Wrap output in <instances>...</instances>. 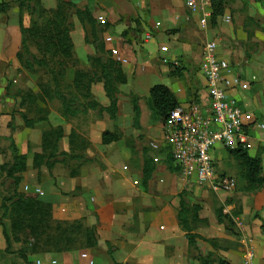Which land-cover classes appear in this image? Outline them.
Masks as SVG:
<instances>
[{"label": "crops", "instance_id": "0c3cea01", "mask_svg": "<svg viewBox=\"0 0 264 264\" xmlns=\"http://www.w3.org/2000/svg\"><path fill=\"white\" fill-rule=\"evenodd\" d=\"M230 7L228 4L225 15L214 25L209 5L201 12L192 13L186 6V0H102L105 17L113 25L110 32L117 37H113L112 44L115 48L119 47V50L113 49L112 53L116 50L120 57L123 56L120 35L132 30L127 29V23H121L123 17L130 14L137 18L143 12L147 17L144 26L146 34H152V39L142 45L143 50H139L137 43H133V48L130 41H126L130 49L138 52V66H149L146 68L148 73L142 74L141 80L147 79L152 82V86H146L138 95L135 94L137 97L150 98L151 90L162 85L173 92L179 106L203 107L208 94L199 68L204 48L210 43L205 41L215 40L219 58L230 63L234 72L250 85L247 91H231V96L252 116L250 123L255 122L250 129L252 141L248 152L253 157L261 158L264 176V130L258 125L261 120L264 121V0H239L233 7L235 12ZM226 17L230 18L229 22L225 21ZM21 18L24 16L20 10L12 8L9 17L0 26V95L1 86L3 91L6 87V74L9 73L10 79L20 66L17 57L22 49ZM210 21L212 26H208ZM164 48L167 51H163ZM114 57L118 59V56ZM152 58H156V65L151 64ZM125 60V65L135 68V59L127 57ZM167 63L178 72L183 71L181 74L184 75L178 74V77L173 76L174 79L168 77L170 73L160 75L158 64L165 68ZM191 74L198 78L193 84ZM181 79L185 80L188 87ZM139 106L141 127L148 128L144 127L148 118H145L147 109L142 103ZM118 119V126L125 132L142 130L135 129L132 98L118 97ZM149 119V128L160 131V137L158 142L149 139L150 145L142 150L137 171L127 160L128 155L120 152L110 155L102 153L98 167L91 171L84 170L72 181L58 179L56 187L50 186L49 190L45 187L46 192L34 185L26 186L40 200L46 198L43 202L52 206V219L83 222L86 229L96 236V245L85 248V252L57 254L61 264H87V260L82 259L83 253L88 254L95 264H202L201 254L208 253L229 264H264V189L253 192L245 190L243 196L247 200L244 205L243 201L240 203V216L234 218L231 215L238 203L231 198L228 204H223L224 207L215 213V219L208 221L202 216L201 205L192 206L186 200L187 191H195L197 197L213 195L223 199L233 197L238 188L230 193H215L209 188H202L186 178L175 162L179 171L172 172L167 163L168 158L173 159L171 147L165 139L167 119L154 106L153 111L149 112ZM106 132L111 131H102L96 142L90 139L91 144L99 145L102 151L110 150L118 143L104 144L103 135ZM83 142L86 143L84 149L88 150L89 143ZM146 150L148 152L145 154ZM230 152L217 147L213 158L218 173L234 178L238 186L241 174L237 166L239 161ZM146 157L155 166L153 177L147 185L144 183ZM69 186L77 189V193L63 196L62 191L66 192ZM36 190L43 194H38ZM182 198L191 210L190 225L193 234L198 236L199 250L192 247L181 225ZM256 198L261 202H257ZM220 210L224 223L218 219ZM228 221L234 224L233 230L227 228Z\"/></svg>", "mask_w": 264, "mask_h": 264}, {"label": "rangeland", "instance_id": "374dc122", "mask_svg": "<svg viewBox=\"0 0 264 264\" xmlns=\"http://www.w3.org/2000/svg\"><path fill=\"white\" fill-rule=\"evenodd\" d=\"M25 1L26 4L21 10L19 0H0V4L5 2L11 6L5 15L0 14V26L9 17L12 8L20 10L24 16L21 20L27 30L26 37L30 51L45 64L36 66L34 70H28L24 63L18 60L20 66L13 72L10 79H8L9 73L6 74L7 81L4 91L3 85L1 86L0 264H51L54 260H58L61 264L57 254L85 252L87 250L85 248H90L88 244L91 236L87 235L88 230L83 222L70 223L67 220L61 222L52 218L48 219L44 233L39 232L37 236L35 229L14 231L12 228L13 215L6 216L4 208L5 204L7 207L14 208L18 201V198L14 196V182L4 169L5 165L14 162L13 141L19 148L20 154L25 157L27 164V171L23 174L26 181L21 183L18 193L22 196H37L35 192L27 190L26 186L34 185L46 192L50 186L56 187L58 179L72 181L84 170L91 171L92 168L98 167L102 153L105 155L114 152L126 154L128 155L127 160L131 161V167L138 169L137 164L141 161L142 150L149 147V139L159 141L160 131L156 132L149 128L151 124L149 112L153 111V106L151 99L147 96L138 97V99L139 103L144 104L147 109L145 118H148L145 120L144 127L148 128H143L140 132L135 130L125 132L118 126L119 119L112 118L111 102L107 96L106 81L103 76L106 71L104 67L108 65L109 59L115 60L113 49L119 50V47L115 48L114 44L107 41L115 34L110 32L113 25L109 18L105 17L102 0H64L61 8L60 0ZM238 1L229 0L231 11L235 12L233 7ZM142 14H139L141 16L138 15L137 18L128 14L121 20V23L128 24L127 29L132 30L126 32L127 40L123 37L125 32L120 35L123 43V56L121 62L118 59L115 60L121 64L127 82L115 81L119 75L114 69L107 70L113 75L112 86L117 91V97L124 96L131 99L146 86L148 88L152 86V82L147 79L141 80V75L148 73L146 68L149 66H138V52L130 49V45L125 42L129 40L131 47L135 42L139 50H143L142 45L146 43L147 30L144 25L147 17L145 12ZM208 26H212L211 21ZM20 29L22 32V28ZM208 41L215 43L214 39H207L205 42ZM64 45L67 47L62 48ZM102 45L105 46L106 53L102 52ZM72 46L73 48H70ZM31 56L27 55L26 59L31 60ZM127 57L135 59V68L125 65L124 59ZM152 59L151 64L156 65L158 63L156 58ZM168 63L165 68L158 64L160 67L158 68L161 69H158L160 75L170 73L169 78L178 77V74L179 76L184 75L181 74L183 71L178 72ZM197 79L196 75L191 74L192 84L197 82ZM181 81L185 80L181 79ZM184 85L188 87L185 82ZM64 105L76 113L66 114ZM25 118L32 121L34 126L28 127ZM106 130L117 131L122 135L120 142L110 149L112 152L109 149L102 151V147L92 145L90 142V139L96 142L95 139H98L101 132ZM83 139L90 145L88 150L84 149L86 143ZM237 166L240 173L239 163ZM45 187L48 189L45 190ZM245 187L246 182L240 176L238 177V190L233 197L227 196L223 199L213 195L197 197L195 191L188 190L186 200L192 206L201 205L202 216L209 221L215 219V213L219 208L224 207L223 204H228L227 202L232 198L238 202L236 208L231 211V215L236 218L242 213L240 203L243 201L244 205L247 200L243 196L246 193ZM74 193H77V189L74 190L72 186H69L66 192L62 191L63 196H70ZM251 196L249 197L253 200ZM260 198L263 199L262 196ZM5 199L9 201L5 203ZM44 200L46 198L41 201ZM256 200L261 202L259 198ZM40 222L41 219L37 217L34 228L43 225ZM4 228L8 229L11 237L10 246L6 241ZM62 264L70 263L63 262Z\"/></svg>", "mask_w": 264, "mask_h": 264}, {"label": "built area", "instance_id": "2783aa9c", "mask_svg": "<svg viewBox=\"0 0 264 264\" xmlns=\"http://www.w3.org/2000/svg\"><path fill=\"white\" fill-rule=\"evenodd\" d=\"M208 5L211 6L210 0H187L192 13L201 12ZM225 21L229 22L230 18L226 17ZM145 37L149 41L152 34ZM107 41L113 43L114 38L109 37ZM217 50L216 43L206 44L199 68L208 94L205 105L175 108L166 121L165 139L171 147L175 164L186 178L215 193H230L236 189L237 181L218 173L214 151L217 147L249 151L252 141L250 129L255 122L250 123L252 116L231 96V91H247L250 85L234 72L230 63L219 58ZM113 53L122 61L118 51ZM124 63H127L125 59ZM258 125L264 130V121ZM36 192L43 194L40 190ZM82 259L87 260V264H95L86 253L82 254ZM51 264L59 263L54 260Z\"/></svg>", "mask_w": 264, "mask_h": 264}, {"label": "trees", "instance_id": "16d2710c", "mask_svg": "<svg viewBox=\"0 0 264 264\" xmlns=\"http://www.w3.org/2000/svg\"><path fill=\"white\" fill-rule=\"evenodd\" d=\"M258 2H261V0H256ZM20 2V8L23 10V7L26 4L25 0H19ZM60 8L62 7V4L64 0H60ZM211 3V9H212V23L214 25L217 24V20L225 15L228 0H210ZM72 5V4H71ZM11 6L8 3H2L0 4V14H6L10 10ZM80 14V12H79ZM81 15V14H80ZM20 24L22 27V49L20 53L18 54V60L24 63V66L28 70H34L36 66H43L45 62L40 61L35 55H33L30 51V47L27 42L26 37V28L23 26L22 20H20ZM124 39L127 40V34L124 33L123 35ZM129 41V40H128ZM126 42V41H125ZM67 46H63L62 48H66ZM70 48H73L70 47ZM102 52L106 53L105 46L102 45L101 47ZM69 51V50H68ZM110 54L109 52H107ZM27 55H32L30 58L31 60L26 59ZM69 55V54H68ZM105 76L104 79L106 81V92L107 96L110 99L111 102V111H112V118L114 120H117V113H118V97H117V91L114 87L113 89V75L111 73H108V69H114V71L119 75L118 79H115V81H120L121 83H126V77L123 74V69H121V64L117 63L113 59H109L108 65L104 67ZM112 86V88H111ZM150 99L152 101V104L154 108L165 118L167 119L172 111L175 110L179 106V103L173 94V92L168 89L165 86L158 85L155 86L151 92H150ZM132 101L134 104V113H135V129L140 131L142 129L141 127V110L139 106V99L137 96L132 97ZM64 112L66 114H75L76 112L73 111L71 108H69L67 105H64ZM25 123L28 127H33L34 123L27 118H25ZM122 138V135L120 132H106L103 135V142L104 144H112L114 142H119ZM12 151L14 155V162L12 164H8L4 166V169L7 170L8 177L13 180L14 187H15V194L14 196L18 198V201L16 205H14V208L7 207L5 204V211L6 216L13 215V224L12 228L18 231H26V229L30 228L35 229V235L39 232L44 233V230L46 229V223L48 222V219L52 218V206L48 203H44L41 201L38 196H22L19 195L18 191L20 188L21 183L24 181L23 174L27 171V164L26 159L24 156L20 154L19 148L17 147L15 141L12 143ZM148 152V150L145 151V154ZM232 156H234L239 161V166L241 169L240 176L244 181L246 182L245 190L248 192L257 191L260 189H264V176H263V168H262V160L260 157H253L249 154L247 150L244 149H238L235 151L230 152ZM51 158V157H50ZM169 168L172 172H178L179 168L175 166L174 160L171 158H168L167 161ZM155 171V166L153 164V161L149 159V157H146L145 161V179L144 183L145 185L148 184L149 180L152 179L153 173ZM5 203L9 201V199L4 200ZM190 214L191 210L188 206V204L185 202V200L181 201V211H180V221L181 225L184 229V231L187 232L188 239L190 240V243L192 247L197 248V238L198 236L193 234V230L190 225ZM37 217L41 219L40 223H43V225H39V227L34 228L36 225L35 222L37 220ZM218 219L220 223H224V219L222 216V210L218 213ZM234 224L231 221H228L227 228L230 230H233ZM4 234L6 236V241L8 245H11V237L8 234V229L4 228ZM87 235L91 236L89 238V247H93L96 245V236L94 233L87 231ZM37 236V235H36ZM199 250V249H198ZM200 261L202 264H229L228 262L222 260V259H216L214 254H207L202 255L200 257Z\"/></svg>", "mask_w": 264, "mask_h": 264}]
</instances>
